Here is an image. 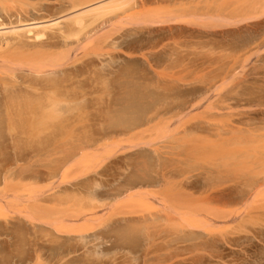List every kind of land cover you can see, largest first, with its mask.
Returning a JSON list of instances; mask_svg holds the SVG:
<instances>
[{"label": "bare ground", "instance_id": "1", "mask_svg": "<svg viewBox=\"0 0 264 264\" xmlns=\"http://www.w3.org/2000/svg\"><path fill=\"white\" fill-rule=\"evenodd\" d=\"M3 7L0 142L11 144L16 162L0 169V211H15L33 230L44 231L45 242L52 244H36V255L19 262L34 259L35 264H42V250L46 249L52 251L48 258L59 264H104L96 251L87 248L77 254L78 249L67 248L65 243L85 240L87 235L98 239L102 233L97 228L107 227L118 208L135 215L116 219L125 221L124 228L111 227L117 240L106 249H127L121 263L131 264L128 255L139 253V264H175L190 242L200 247L203 243L199 241L205 237L232 241L221 228L228 230L227 226H237V222L242 226L256 208L254 204H264V104L236 112L233 102L240 99L232 97L238 93L246 63L264 61V0H68V7L53 18L45 15L50 9L43 5L34 6L33 14L24 8L3 11ZM129 31L137 35L135 41L146 40L148 51L141 54L148 63L149 56L165 58L170 65L182 67V72L190 71L176 78V69H171L175 73L169 75L177 74L172 79L177 81L165 83L169 94L163 90V95H148L147 100L133 79L119 81L126 99L116 100L119 108L105 117L108 125L129 131L153 124V131H161L167 141L155 147L152 141L159 139L154 141L157 135L152 137V127H147L150 136L140 134L154 139L144 141L153 149V160L147 157L131 164L128 157H121L110 162L113 169L121 163L125 168L134 167L135 172L116 191L119 197L105 204L106 212L93 190L110 170L98 173L96 169L113 157L122 141L120 137L116 142L98 140L93 131L84 125L79 128L71 118L78 120L74 110L95 106L92 101L104 108L101 95L108 92L105 74L92 75L90 84L95 89L91 93L96 96L86 99L80 79L93 68L92 62H84L83 68L74 64L80 54L111 57L116 40ZM100 62L104 64L103 59ZM194 73L200 74L199 80L189 78ZM175 85L186 88L175 93L170 89ZM186 95L192 99L180 100ZM161 132L157 133L160 140ZM140 143L144 145L141 141L135 147ZM4 153L0 147V154ZM35 162L43 165L36 167ZM94 172L96 175L89 176ZM71 173L86 176L68 186ZM42 178L48 180L44 185ZM144 185L158 188L142 190ZM63 192L70 197L61 198ZM99 209L105 211L104 216ZM111 209L115 210L112 215ZM108 212L110 219L105 215ZM103 217L108 218L107 223L101 221ZM249 220L246 223H254ZM90 243L85 241L84 246ZM117 256H111V261L118 262Z\"/></svg>", "mask_w": 264, "mask_h": 264}, {"label": "rangeland", "instance_id": "2", "mask_svg": "<svg viewBox=\"0 0 264 264\" xmlns=\"http://www.w3.org/2000/svg\"><path fill=\"white\" fill-rule=\"evenodd\" d=\"M12 1H14V2H12ZM0 2H2V3L4 2L2 5L0 3V8H2L5 5L3 7V11H4V8L6 10L7 9L10 10V8H11L12 11L21 10L22 8H24V9H28L30 11L29 14H33L32 9L34 6L38 7V6L43 5L45 7H49V9H50L49 12L45 13V15L47 14V15L51 16L52 18L57 17L60 14H62V11L66 7H68V0H11V2H10V0H2ZM13 3L14 4L16 3V4L14 5ZM21 4H22V6H21ZM20 6H21V8H20ZM133 33H134V31H129V33L127 35L116 40L115 49L117 48L120 50L115 52V49H114L111 53V57L105 56L103 58H99L100 61L103 59L104 64L101 65V62L99 61V59H97L98 57H96L95 55L94 56L93 55H90V56L86 55L85 56L82 54L79 55L80 57L77 59V61L74 64L75 66H79V67L83 68V67H85L83 65L84 62H88V61L92 62L93 68L90 67L89 72L87 74L82 75L81 79H80L82 82V87L83 86L85 87L83 89V91L86 94V97H87L86 99H90V96H91V98L96 96L95 94L91 93V91L93 90L94 87L92 86V84H90V79H92V77L94 75H97L99 73L102 75L105 74V82L107 83V87H108L107 91L108 92L101 95L102 101L100 100L101 101L100 104L104 105V108L98 106L99 104H97L96 101H92V102H94L92 104L95 106H83L81 108H78V110H79L78 112L74 110L75 115L79 117L78 120L73 118V117H71V118L76 121L75 123L77 124V126L79 128L82 125H84L88 130L90 129L89 131H91V132L93 131L94 136L96 138H98V140H100L101 138H104L106 140V142H109V141L110 142H114V141L116 142V140H117L116 138L120 137L121 138L120 141L119 140H117V141H119L120 143L122 141L120 147L117 145L119 148H117V146H116V148H115L116 150H114L113 157H111L110 160L108 159L107 161H105V164L103 163V166H100L101 168L98 167V169H96L98 173H102V170L103 171L104 170H110L108 173L107 172L104 173L105 175L102 178H100L101 180L98 182V185H96L94 190H93L94 193L98 194V196H99L98 202L101 201V203H102V201H103V204H104L103 207L106 210L102 207L100 209H102V210L104 209L106 212H107V210L109 211V209L107 208V206L105 204L113 203L114 200L119 197V196L117 197L116 191L119 188H121L122 185L125 183L126 177L129 174L135 172L134 167L130 166L129 168H125V166L121 165V163H120L119 167L113 169L112 168L113 165L110 162H112L118 158H121V157H128L129 158L128 160H130V162L132 164L134 162H140L141 160H143V158H147V157H150V159L153 160V156H155L153 153L152 147L149 146V147H151V149H150L148 147V145L145 146V143H144V141L151 140L152 138L149 139V138H146L143 136V134L147 137L150 136V135H148L147 131H149V130H147V127H148V129H151L153 124L141 125L139 127H136L135 129L126 131L125 128H123V127H119V126L113 127L111 125H108V123L105 121L106 116H110V115L114 114L115 110H117L119 108V106L116 103V100L117 99H119V100H125L126 99V91L124 89L119 88V86H118L119 81H121V80L122 81H124V80L129 81V80L133 79L137 84L140 85L141 90H142L141 92L145 95V97H146V98L144 97L145 100H147L148 95H149V98L152 96H155V95H159V94L163 95L161 93H165V91L167 92V90L164 89V86L166 87L167 85H169V81H170V83L173 81H177V80H172L173 78H175V76L177 74H178V76H176V78H179V76H180L179 74L184 76L186 73H188V71H190V70H187V72H185V73L182 72L183 71L182 67H180L174 63L170 65L166 61L165 58L159 59V58H155L154 56L153 57L149 56V63H148V58H145L144 56H142L143 54H141V52L145 53V51L146 52L148 51V49L145 46V45H147V42L144 38H143V40H144L143 43H139V42H137V40L135 41L137 35L135 36ZM146 36L147 35H145V37ZM73 39L74 38L69 39L68 42H70V43L73 42ZM140 46H142V48H140ZM129 53H132L133 55L135 54V56L136 55L137 56L135 57ZM93 63H95V65H93ZM246 64H247L246 65L247 67H246V70L244 72L243 77L240 80L241 85L238 88V93L237 94L234 93L232 95L233 98L240 99L239 101L233 102L234 108L242 109L244 107L242 110L234 109V110H236V112L237 111H243L245 108L248 111H250L251 110L250 107H252L251 105L255 106L256 109H259L257 103L258 104H261V103L264 104V61L251 60V61L247 62ZM151 66L155 67L154 68L155 70L158 69V71L154 72V70H152L153 67H151ZM164 67H165V69H164ZM171 69L172 70L176 69L175 72H177V74H174L172 76L169 75V74H172L174 72V71L173 72L170 71ZM160 71H162V73H163L161 76H160V74H161ZM157 73L159 74V77H158ZM194 75H195V77H194ZM196 75L197 74H195V73L191 74L190 75L191 77H189V78L190 79L191 78H197L196 79V81H197V80H199L198 77H200V74L197 76ZM167 76H169V77H167ZM82 77H83V79H85V81L82 79ZM178 82H181V80ZM165 83L167 85H165ZM195 86H197V82H196ZM198 86H202V85H200V83L198 82ZM87 88H89V89H87ZM185 88L186 87L181 88V89H185ZM170 89H174L172 92H175V93L176 92L178 93L181 90L178 87L176 88V85ZM163 90H165V91H163ZM167 94H169V91L167 92ZM244 96H246V97H244ZM191 99H192L191 95H186V96H183L180 100L184 101V100H191ZM261 107L263 108V106H261ZM195 112L197 113L198 110ZM258 115H260V114H258ZM83 117H84V119H83ZM145 126H146V129H145ZM138 129H139V134L140 133H143V134H140V135L137 134L138 135L137 136L136 133L138 132ZM144 129H145V132H147V134H145L143 132ZM141 130H142V132H141ZM134 131H135V134H131V133H134ZM151 131H153V127H152ZM158 132H161V131L154 129V131L152 133V135H153L152 137L155 138L154 135H157V137L155 138V140L154 139H152V140H154V141H156L157 139L160 140V138H158L159 137L157 134ZM161 134H163V133L162 132L160 133V137H161ZM133 135H135V138ZM99 136H101V137H99ZM162 136H164V134ZM112 138H113V141H112ZM140 138H141V140H140ZM162 138L163 137H161L160 141L157 140L155 143H153V141H152V144L155 145V147H160L161 145L164 144L165 141H167L166 138H163V139ZM109 139H111V140H109ZM131 141L134 143L132 144ZM141 141L144 143V145L142 143H140V145L142 144L141 146L139 145V146L135 147V145H136L135 143H139ZM101 142L105 143V141H101ZM10 146H11V144L9 142H0V147L2 149H4V151H5L4 154H2V155L0 154V169H2L3 166L5 167L7 165H11L12 163L14 164V162H16V159L13 158V155L10 152ZM123 147H124V149H122ZM46 162L43 161V164ZM39 164H40L39 162H35L34 166L38 167V166L43 165L42 162L40 165ZM46 164H48V163H46ZM49 165H51V166L54 165V162L52 164H49ZM55 166H56V163H55ZM44 168H46V167H44ZM44 168L41 167L40 170L43 171ZM47 170L48 169L46 168L44 173H46ZM71 174L73 175V177L70 176V178L72 177L73 180L71 181L70 178H67L71 182L70 185L67 184L68 186H71V184H76L78 182L83 181L85 179V176H86V175H84L81 178L80 173H76L75 176H74V173H71ZM91 175H96V174L94 172V173L90 174L89 176H91ZM74 178H75V180H74ZM28 180L31 181V179H28ZM34 181H38V180L34 179ZM47 182H48L47 178L41 179V185H44ZM151 188H155V190H157L156 188H158V187H152V186L144 185V186H142L141 189L142 190H144V189L152 190ZM68 194H69V192H63V193H61L60 196H61V198H65V197L67 198ZM68 196L70 197V195H68ZM129 204L132 206V208H131V206H130V208L134 210L135 206L131 203H128V205ZM145 204H146V202H145ZM150 206L151 205H149V207ZM153 206H154V204H153ZM239 206H237V207H239ZM254 206L256 207V208L254 207L255 209L252 208L253 210L252 209H251V211L249 210L251 216H250V214L247 216L248 220L254 219V223L253 222H251L250 224L246 223L248 220H247V218H245L246 222L243 221L247 225L245 228L243 227V222H241L242 226H239L240 222L236 223L237 226L234 223L235 226L234 225L233 226L236 229L231 225H230L231 228L230 227L228 228V226H227L228 230L225 229L226 226H223L221 228L223 231L224 230L226 231L225 233L228 234L229 238H232L231 239L232 241L228 242V241H225L223 239H218V240L213 241V240L205 237L199 241V243L200 242L203 243L202 246H200V247H199V245L196 246L190 242L191 244L188 243L187 248L181 253V255H179L183 258H180L178 256L179 259L176 260L175 264H264V209H263L264 204L262 202L263 207L260 204L257 206L254 204ZM125 208H127V207L125 206ZM260 208L262 210L259 211ZM100 209H99V212H100ZM118 210H119V208L117 209L116 213H113V215H112V211H115V210L111 209L110 215L114 216V217H112L113 218L112 220L110 219L111 217L108 215L109 212L105 214L106 216H109L108 218L110 219V221H109V223H107L106 221H108V218L103 217V220H101V221H104L105 223H107V227H106V224H104V226L99 225L100 227L97 228V231H101L102 234H98V239L95 238L94 236L87 235L85 240L73 239L71 241H66L67 244L65 243V246H67V248L78 249L77 254H83V252H85L87 248L88 249L90 248L91 249V250L89 249L90 252L96 251L95 252L96 255L95 254L94 255L95 256L98 255L99 257H101V259L104 260L103 261L104 264L115 263V260L111 261V260H113L111 258V256L113 257V255H115L117 253L118 259H116V261H118V262H116L115 264H128L127 262L121 263L122 261L125 260L124 258L122 259L121 256L124 252L125 253L128 252L127 249L124 250V248H118V247L116 248V246H114V248H112L110 250L106 249V247L111 246L113 244V242H115L117 240L115 237V233L112 232V230H111L112 229L111 227H113L115 229H121V228H124L126 225L125 221H123V220L116 221V219L120 220V218L124 219V218H128V217L130 218L131 216H135L133 213H132L133 215L132 214L128 215L127 212L124 213L123 211L125 209L124 210L120 209L122 211L119 210L121 212V214H120V212H118ZM144 210H146V209H144ZM7 211H10L11 213L5 212L4 210L0 211V264H35L34 259L24 261L23 263H20L19 259L25 258L27 256H33L34 257V254H35L34 246L36 247V244L43 245L45 247L51 246L52 244L45 242L46 236L44 234L45 233L44 231H42L40 229L33 230L34 228H32V225L30 223H27L26 220L22 219L18 213H16L15 211L13 212L9 208H7ZM105 211H103V212L105 213ZM128 211H130V210H128ZM103 212H100V213L103 214ZM17 215H19V216H17ZM102 216H104V214ZM255 219H256V221L257 220H259V221L256 222ZM249 222H250V220H249ZM232 229H234L235 231H233ZM230 230H232V231L230 232ZM12 231H14V232H12ZM16 232H17V234H16ZM98 233H100V232H98ZM20 237H21V239H20ZM29 238L31 239V241H29ZM88 240L91 243L88 244L87 246H84L85 241L89 242ZM60 242H63V240L62 241L60 240ZM227 242H228V244H227ZM18 243H19V245H18ZM48 244H50V245H48ZM82 246H84L85 248H83ZM54 252H55L54 254H56V251H54ZM179 252L180 251L176 250L177 254ZM42 254H43V257H42L43 263L42 264H45V263H47V264H59V263H56L55 259L50 260V258H48L49 257L48 254H52V251H48L45 249V250H42ZM138 254L139 253L128 255L129 258H127V259L130 260L129 263L139 264V260L137 257ZM184 254H185V258H184ZM106 256H109L110 259L106 258ZM104 258H106V259H104ZM133 258H134V260H133ZM119 259H121V260H119Z\"/></svg>", "mask_w": 264, "mask_h": 264}]
</instances>
